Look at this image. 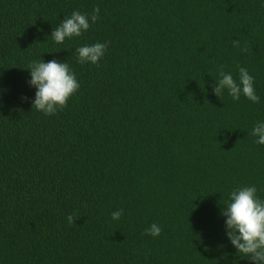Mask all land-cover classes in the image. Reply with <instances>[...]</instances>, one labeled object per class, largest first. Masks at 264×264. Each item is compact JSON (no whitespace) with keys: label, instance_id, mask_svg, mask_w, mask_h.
I'll list each match as a JSON object with an SVG mask.
<instances>
[{"label":"trees","instance_id":"16d2710c","mask_svg":"<svg viewBox=\"0 0 264 264\" xmlns=\"http://www.w3.org/2000/svg\"><path fill=\"white\" fill-rule=\"evenodd\" d=\"M97 6L80 37L51 39ZM97 42H110L99 65L79 63ZM54 58L80 88L45 115L26 68ZM221 66L236 79L245 67L260 102L221 100ZM257 122L264 0H0V264H250L220 201L240 185L264 198ZM154 222L161 234H144Z\"/></svg>","mask_w":264,"mask_h":264},{"label":"clouds","instance_id":"9594fccd","mask_svg":"<svg viewBox=\"0 0 264 264\" xmlns=\"http://www.w3.org/2000/svg\"><path fill=\"white\" fill-rule=\"evenodd\" d=\"M100 8L95 7L91 13H82L75 10L52 31L50 37L56 44H63L66 39L80 37L92 24L99 19ZM110 42L85 44L76 48V56L79 63H91L99 65L104 57ZM234 47L240 46L239 40L232 41ZM241 51H248L242 48ZM29 85L36 89L35 98L31 101L32 109L45 115H53L68 106V101L80 88L76 73L68 62L52 59L33 60L29 67ZM215 84L212 91L223 100L224 92L233 100L246 97L253 103H259L254 86V76L245 67H239L238 79L230 72L220 67L218 77H214ZM27 101L28 97H22ZM251 135L257 137L256 144L264 145V122H257ZM255 185H240L234 187L228 199L221 202V215L225 219V232L228 240L236 249L241 258L247 259L250 264H264V198L258 194ZM123 215V209L111 213L112 219L119 220ZM69 225L75 223L73 215L67 217ZM162 228L157 223H152L145 229L144 234L158 237Z\"/></svg>","mask_w":264,"mask_h":264}]
</instances>
